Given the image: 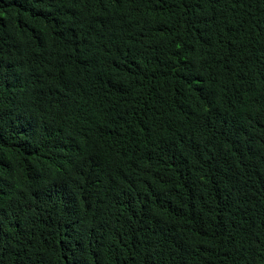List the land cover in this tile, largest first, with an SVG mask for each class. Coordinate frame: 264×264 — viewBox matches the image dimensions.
Returning <instances> with one entry per match:
<instances>
[{"label":"trees","instance_id":"obj_1","mask_svg":"<svg viewBox=\"0 0 264 264\" xmlns=\"http://www.w3.org/2000/svg\"><path fill=\"white\" fill-rule=\"evenodd\" d=\"M0 264H264V0H0Z\"/></svg>","mask_w":264,"mask_h":264}]
</instances>
